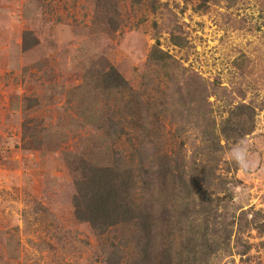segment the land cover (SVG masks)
I'll use <instances>...</instances> for the list:
<instances>
[{"label": "rangeland", "instance_id": "rangeland-1", "mask_svg": "<svg viewBox=\"0 0 264 264\" xmlns=\"http://www.w3.org/2000/svg\"><path fill=\"white\" fill-rule=\"evenodd\" d=\"M0 264H264V0H0Z\"/></svg>", "mask_w": 264, "mask_h": 264}, {"label": "trees", "instance_id": "trees-1", "mask_svg": "<svg viewBox=\"0 0 264 264\" xmlns=\"http://www.w3.org/2000/svg\"><path fill=\"white\" fill-rule=\"evenodd\" d=\"M115 80L116 83L115 84H122L121 83V79L120 76L116 73V71L112 70V74H111ZM104 171V169H103ZM108 198V199H107ZM107 198L105 201H102L100 204L95 205V209L97 211V216H92V218H89L90 221H92L94 224H97V222L102 223L101 218H104L105 216H103L104 214H110L113 216L117 215V211L119 210V205L118 207L115 205V203L117 202V204H119V202L117 201V199L119 198L118 195H116L114 193V190L111 188H109V191L107 192ZM91 214H93L92 208L89 209V211ZM96 215V214H95ZM102 216V217H101ZM100 220V221H99Z\"/></svg>", "mask_w": 264, "mask_h": 264}, {"label": "clouds", "instance_id": "clouds-1", "mask_svg": "<svg viewBox=\"0 0 264 264\" xmlns=\"http://www.w3.org/2000/svg\"><path fill=\"white\" fill-rule=\"evenodd\" d=\"M233 155H234L235 159L237 160V162L240 163L242 167L248 166L246 163H244L246 153L243 149L234 150Z\"/></svg>", "mask_w": 264, "mask_h": 264}]
</instances>
